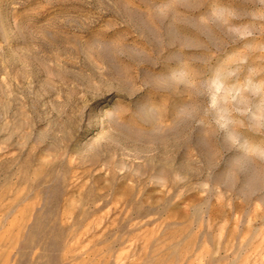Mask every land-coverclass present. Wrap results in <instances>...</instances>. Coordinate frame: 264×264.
Listing matches in <instances>:
<instances>
[{
  "label": "rangeland",
  "instance_id": "374dc122",
  "mask_svg": "<svg viewBox=\"0 0 264 264\" xmlns=\"http://www.w3.org/2000/svg\"><path fill=\"white\" fill-rule=\"evenodd\" d=\"M205 3L0 0V264H264V160L159 83L239 46Z\"/></svg>",
  "mask_w": 264,
  "mask_h": 264
},
{
  "label": "clouds",
  "instance_id": "9594fccd",
  "mask_svg": "<svg viewBox=\"0 0 264 264\" xmlns=\"http://www.w3.org/2000/svg\"><path fill=\"white\" fill-rule=\"evenodd\" d=\"M203 7L196 25L217 28L239 46L203 60L177 55L159 83L185 96L182 119L219 137L226 150L264 160V56L257 55L264 45L254 42L264 34V0L246 15L233 0H206Z\"/></svg>",
  "mask_w": 264,
  "mask_h": 264
}]
</instances>
